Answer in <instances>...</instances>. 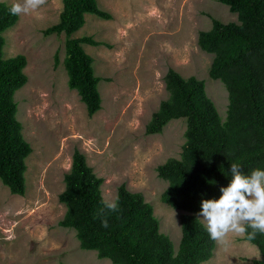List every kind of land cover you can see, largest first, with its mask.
<instances>
[{"label":"rangeland","instance_id":"1","mask_svg":"<svg viewBox=\"0 0 264 264\" xmlns=\"http://www.w3.org/2000/svg\"><path fill=\"white\" fill-rule=\"evenodd\" d=\"M97 1L112 20L88 14L84 27L72 36L105 44H83L102 79V109L92 118L78 92L68 86L66 35L44 34L59 23L63 0H47L38 14L19 15L4 34V57L24 55L28 62V83L14 99L33 153L26 161L24 196L12 195L0 181V264H112L96 252L82 250L76 232L59 225L66 214L59 196L76 150L104 179L103 198L116 200L122 185L142 193L154 207L160 232L179 249L181 217L186 213L162 201L168 183L159 178L157 168L181 157L187 122L173 120L161 135H147L146 127L169 99V69L184 78L204 80L208 97L226 120L228 91L221 81L211 79L214 55L202 51L198 39L200 32L212 28L213 19L237 23L238 18L219 0ZM0 2L13 5L22 0ZM257 252L261 256L256 246L235 238L228 253L219 251V259L222 264H253ZM217 254L216 245L213 257L203 264H216Z\"/></svg>","mask_w":264,"mask_h":264},{"label":"trees","instance_id":"2","mask_svg":"<svg viewBox=\"0 0 264 264\" xmlns=\"http://www.w3.org/2000/svg\"><path fill=\"white\" fill-rule=\"evenodd\" d=\"M238 22L213 19L209 31L199 33V47L214 55L210 77L219 80L228 91L229 105L223 121L208 97L206 83L196 77L184 78L169 69L165 77L169 99L163 101L146 127L147 135H161L173 120L187 122L186 143L179 159H170L157 168L160 179L168 183L162 201L186 214L181 217L182 238L176 251L174 243L160 232L154 207L142 193H133L122 185L118 190L119 211L112 212L103 203L102 185L86 156L76 150L71 172L65 178V190L59 202L66 206L60 227L74 230L84 251L98 253L112 264H203L216 249L205 224L199 219L201 202L218 199L220 188L232 179L231 164L245 175L264 169V0H219ZM12 5L0 2V181L12 195L24 196L27 190V159L33 153L17 119L15 94L26 86L27 58L4 57L5 32L19 21ZM112 20L97 0H63L59 23L44 34L66 35L64 60L70 90L77 91L92 118L102 109L99 92L101 78L96 76L94 59L83 44L105 45L93 37L73 38L86 24V15ZM56 65L59 57L56 55ZM107 219L108 227L102 226ZM251 231V229H249ZM262 256L253 264H264V234L250 242Z\"/></svg>","mask_w":264,"mask_h":264},{"label":"clouds","instance_id":"3","mask_svg":"<svg viewBox=\"0 0 264 264\" xmlns=\"http://www.w3.org/2000/svg\"><path fill=\"white\" fill-rule=\"evenodd\" d=\"M46 3L47 0H22L13 3L10 12L12 15L38 14ZM231 174L228 186L220 188V197L202 200L197 214L203 217L206 231L218 247L216 264H222L219 251L228 253L235 238L248 243L255 240L258 233L264 234V169L257 168L245 175L240 166L233 163ZM103 203L108 210L119 211L117 200L105 197ZM102 226L108 227L107 219L102 221ZM260 257L257 252L255 258Z\"/></svg>","mask_w":264,"mask_h":264}]
</instances>
